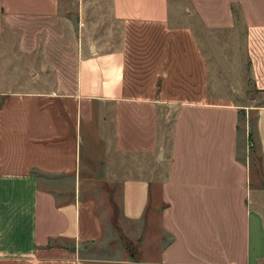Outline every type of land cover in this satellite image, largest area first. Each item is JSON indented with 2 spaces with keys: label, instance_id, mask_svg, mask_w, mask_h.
I'll return each mask as SVG.
<instances>
[{
  "label": "crops",
  "instance_id": "obj_1",
  "mask_svg": "<svg viewBox=\"0 0 264 264\" xmlns=\"http://www.w3.org/2000/svg\"><path fill=\"white\" fill-rule=\"evenodd\" d=\"M218 3L200 18L241 19L264 84V0ZM71 55L73 74L58 68ZM205 65L168 0H0V264H138L79 256L102 236L79 196L92 176L117 180L129 222L160 178L169 241L150 264H264L235 116L209 100ZM255 131L264 167V107Z\"/></svg>",
  "mask_w": 264,
  "mask_h": 264
},
{
  "label": "rangeland",
  "instance_id": "obj_2",
  "mask_svg": "<svg viewBox=\"0 0 264 264\" xmlns=\"http://www.w3.org/2000/svg\"><path fill=\"white\" fill-rule=\"evenodd\" d=\"M218 1L168 0L169 24L172 27L186 26L193 31L206 64L209 100L215 101L217 105H227L233 111L238 139L235 158L247 169L249 197L246 202L250 209L264 218V167L259 158L255 131L257 109L264 107V89H261L264 84L255 83L247 50L250 37L241 19L235 16L231 24L233 26H225L223 22H214L215 19L209 22L208 18H203L205 21L200 18L199 13L207 17L213 14L222 17L223 6ZM65 4L69 7V3ZM70 6H74V3ZM230 9L237 15L235 5H231ZM59 53L62 57V52ZM71 59L70 66L66 64V67L58 68L73 74L74 57ZM154 180L158 182L153 184L148 207L138 222H129L121 217L117 180L92 176L82 184L79 196L91 200L93 211L101 221L102 236L96 244L83 245L79 256L130 260L138 264L157 261L169 237L160 226L161 211L164 208L160 197V178ZM61 184L69 187L67 180ZM63 246L72 250L73 245L66 243Z\"/></svg>",
  "mask_w": 264,
  "mask_h": 264
},
{
  "label": "trees",
  "instance_id": "obj_3",
  "mask_svg": "<svg viewBox=\"0 0 264 264\" xmlns=\"http://www.w3.org/2000/svg\"><path fill=\"white\" fill-rule=\"evenodd\" d=\"M259 158H260V161H261V157H260V155H259Z\"/></svg>",
  "mask_w": 264,
  "mask_h": 264
}]
</instances>
